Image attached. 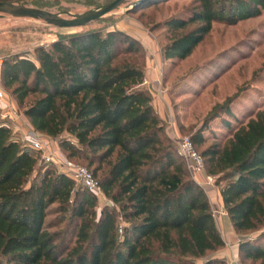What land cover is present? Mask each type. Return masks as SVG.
Returning <instances> with one entry per match:
<instances>
[{
  "label": "trees",
  "instance_id": "16d2710c",
  "mask_svg": "<svg viewBox=\"0 0 264 264\" xmlns=\"http://www.w3.org/2000/svg\"><path fill=\"white\" fill-rule=\"evenodd\" d=\"M8 1L24 0H0ZM168 1L145 0L129 13ZM263 7L264 0L190 1L161 25L170 33L163 60L184 61L213 23L255 18ZM34 54V61L22 54L2 59V87L35 131L58 139L68 159L86 165L124 225L118 234L116 208L97 218V198L71 178L54 169L37 171L39 154L14 139L0 113V264H225L207 258L225 242L207 196L142 86L146 55L140 42L117 30L88 31L37 47ZM204 131L192 134L195 149L207 141ZM200 156L221 186L234 231L263 228L264 115ZM50 214L60 219L46 224ZM64 223L65 231L51 232ZM259 242H241V259L264 264Z\"/></svg>",
  "mask_w": 264,
  "mask_h": 264
},
{
  "label": "rangeland",
  "instance_id": "374dc122",
  "mask_svg": "<svg viewBox=\"0 0 264 264\" xmlns=\"http://www.w3.org/2000/svg\"><path fill=\"white\" fill-rule=\"evenodd\" d=\"M112 1L24 0L20 2L33 8L44 6L41 9L53 13L80 14ZM133 1L135 0H126L113 14L80 28H55L40 21L0 17V65L3 58L15 54H22L34 61V50L37 47L47 48L62 37L88 31L106 33L117 30L134 39L146 34L161 50L170 37V33L162 28V23L170 16L179 13L182 6L192 0H171L154 6L146 5L134 13H126V7ZM193 27H187L184 32ZM163 82L164 90L168 91L170 96L171 108L177 123V134L171 139L174 147L177 146L179 138H191L194 132L203 127L207 141L202 146L196 147L199 154L210 145H224L233 132L245 126L249 120L255 119L258 114L264 115V7L258 17L236 22L233 25L213 23L209 35L188 58L181 62H165ZM1 90L4 99L14 100L2 85ZM0 113L3 118L1 111ZM18 114L21 115L23 122H27L20 108ZM32 129L28 128L26 133L29 134ZM14 139L28 145L21 137L14 135ZM47 141L50 148H58V139L47 138ZM65 158L68 159L66 156ZM71 161L86 166L82 161L74 159ZM37 168H39L37 171L54 169L58 173L53 165H45L39 158H37ZM109 207L117 210L118 234H120V226L124 225V221L121 219L118 207L105 195L96 201V217L99 218L102 211L109 210ZM59 219L56 214H50L45 219V223L50 224ZM66 229L67 225L64 223L58 228H52L51 232ZM230 229L228 228V232ZM222 236L224 247L208 254L207 258L224 256L225 264L232 261L236 264H260L259 261L242 260L238 246L243 241H252L256 238H260L259 243L264 246V227L254 232H233L230 236L229 234ZM204 260L200 259L196 264Z\"/></svg>",
  "mask_w": 264,
  "mask_h": 264
},
{
  "label": "crops",
  "instance_id": "0c3cea01",
  "mask_svg": "<svg viewBox=\"0 0 264 264\" xmlns=\"http://www.w3.org/2000/svg\"><path fill=\"white\" fill-rule=\"evenodd\" d=\"M136 39L142 45L146 55L144 82L142 86L150 96V104L155 111V114L161 120L162 124L166 126L164 127L167 128V136L172 139L177 134V123L175 121L174 111L171 108L170 96L168 91L164 90L163 66L165 61L162 58L161 50L152 42L150 38L146 36V34H142L139 38L136 37ZM18 110L19 108L14 100H0V111L3 116L8 117L12 133L16 137H21V139L24 140L28 128L30 129L33 127L28 123V121L23 122L21 120V115L18 114ZM51 151L58 158H65V155L60 151L59 147L51 148ZM220 191L221 188L215 185L213 189L207 192L206 196L211 209L223 210ZM215 224L221 235L225 236V234H229L230 236L233 232H235L227 214L226 216H218L215 220ZM228 228H231L230 232H228ZM225 254L227 253L225 252ZM220 258L224 259L225 257L223 256Z\"/></svg>",
  "mask_w": 264,
  "mask_h": 264
},
{
  "label": "built area",
  "instance_id": "2783aa9c",
  "mask_svg": "<svg viewBox=\"0 0 264 264\" xmlns=\"http://www.w3.org/2000/svg\"><path fill=\"white\" fill-rule=\"evenodd\" d=\"M2 91L3 90L0 89V100L4 99V93ZM3 118H5V116H3ZM24 140L33 151L39 154L41 163H44L45 165H53L58 170V173L71 178L79 186L92 193L97 199L104 196L98 181L93 177L91 172L86 167L71 160L58 158L51 151L49 142L44 135L32 129L29 134H26ZM176 150L178 155L184 160L191 179L206 195L208 191L215 187V178L206 174L203 159L196 151L191 138H179V140H177ZM211 210L214 220H216L218 216H226L224 210ZM229 264H236V262L232 261Z\"/></svg>",
  "mask_w": 264,
  "mask_h": 264
},
{
  "label": "water",
  "instance_id": "95a60500",
  "mask_svg": "<svg viewBox=\"0 0 264 264\" xmlns=\"http://www.w3.org/2000/svg\"><path fill=\"white\" fill-rule=\"evenodd\" d=\"M126 0H113L98 8L87 10L80 14L53 13L47 10L29 7L20 2H0V17L9 16L17 19L40 21L55 28H80L90 23L100 21L113 14ZM145 0H135L126 7V13L133 11Z\"/></svg>",
  "mask_w": 264,
  "mask_h": 264
}]
</instances>
